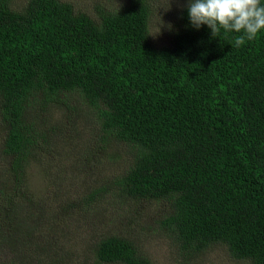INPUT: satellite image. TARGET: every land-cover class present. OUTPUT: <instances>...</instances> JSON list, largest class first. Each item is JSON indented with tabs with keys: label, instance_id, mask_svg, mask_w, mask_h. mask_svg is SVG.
<instances>
[{
	"label": "trees",
	"instance_id": "1",
	"mask_svg": "<svg viewBox=\"0 0 264 264\" xmlns=\"http://www.w3.org/2000/svg\"><path fill=\"white\" fill-rule=\"evenodd\" d=\"M152 16L150 0L96 13L0 0V197L17 203L2 210L35 222L24 200L30 171L50 149L49 112L76 94L97 133L130 148L122 195L166 203L157 222L182 253L225 245L236 260L264 264V31L236 47L239 33L196 29L186 4L158 46ZM95 257L152 264L127 235L98 241Z\"/></svg>",
	"mask_w": 264,
	"mask_h": 264
},
{
	"label": "rangeland",
	"instance_id": "2",
	"mask_svg": "<svg viewBox=\"0 0 264 264\" xmlns=\"http://www.w3.org/2000/svg\"><path fill=\"white\" fill-rule=\"evenodd\" d=\"M61 1L89 13L100 8L115 10L126 2ZM150 2L152 39L158 46L167 45L175 12L188 0ZM25 3L13 0L15 9ZM62 103L65 105H54L49 112L50 149H45L43 162L33 165L29 175V195L24 200L32 201L35 222L9 221L2 205L10 211L17 203L10 202L9 206L8 200L0 197V264H97V242L113 234L134 239L152 264L250 263L232 258L225 245L214 246L199 256L182 253L157 222L169 214L166 203L136 201L121 193L120 179L130 165V148L97 133L94 113L78 95L62 99ZM5 131L0 117V141ZM94 191L100 195L94 196Z\"/></svg>",
	"mask_w": 264,
	"mask_h": 264
},
{
	"label": "clouds",
	"instance_id": "3",
	"mask_svg": "<svg viewBox=\"0 0 264 264\" xmlns=\"http://www.w3.org/2000/svg\"><path fill=\"white\" fill-rule=\"evenodd\" d=\"M187 10L191 24L196 29L207 25L213 37L222 30L239 33L233 41L236 47L256 39L264 31L261 0H188Z\"/></svg>",
	"mask_w": 264,
	"mask_h": 264
}]
</instances>
